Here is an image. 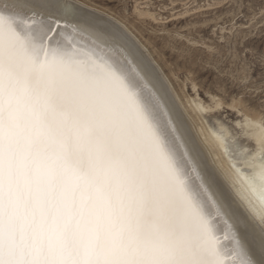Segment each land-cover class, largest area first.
<instances>
[{
  "label": "bare ground",
  "instance_id": "6f19581e",
  "mask_svg": "<svg viewBox=\"0 0 264 264\" xmlns=\"http://www.w3.org/2000/svg\"><path fill=\"white\" fill-rule=\"evenodd\" d=\"M87 2L0 0V264H264V115Z\"/></svg>",
  "mask_w": 264,
  "mask_h": 264
},
{
  "label": "rangeland",
  "instance_id": "374dc122",
  "mask_svg": "<svg viewBox=\"0 0 264 264\" xmlns=\"http://www.w3.org/2000/svg\"><path fill=\"white\" fill-rule=\"evenodd\" d=\"M87 1L85 0V2ZM89 1L87 3L97 4L96 6L99 5V8L110 10L115 16L117 15V18L125 19V22L128 19L129 27H134V29L133 27L130 28L132 31L135 30L136 33L133 32L138 37L143 36L142 41L147 43L146 45L152 53L154 52V57L158 58L156 60H160L159 64H163H160L161 67L172 79L174 87L178 86L176 90L179 93L185 89V92L193 95L192 84L196 82L195 84H199L197 88L201 97L207 102H210L209 95L215 94L219 97L223 94L221 99L223 102L225 101L224 110H222L223 112L220 111L221 114L217 113L216 116L224 117L227 122L237 120L238 115L235 110H231L226 104L230 105L233 102L237 103V101L242 100L243 107L264 115V110H262L264 109V0H196L195 3L190 1L186 2L189 4L188 7L195 9V6L196 8L199 6V9L196 10L197 12L195 11L196 13L192 11L184 17H178L184 11L181 2H179L180 4L177 2L174 4L170 0H146L151 3L153 11L157 14L161 11L159 14L164 19H169V21L165 20L167 24L163 26L164 28L161 27V24L149 20L144 22L138 20L133 12L135 9L134 4H136L135 0ZM138 1L142 3L145 0ZM164 30H167V32ZM170 31H174V33L176 31V33H171L169 37L164 34L168 32L170 34ZM138 32H140L139 35ZM177 34L184 35L186 38L190 37L189 39L197 43L200 42V44L193 47L186 42V39H178ZM204 45L212 47L211 50L209 51ZM185 78H188L186 82ZM187 82L188 85H186ZM184 84L185 88L183 87ZM222 87L223 89H221Z\"/></svg>",
  "mask_w": 264,
  "mask_h": 264
}]
</instances>
